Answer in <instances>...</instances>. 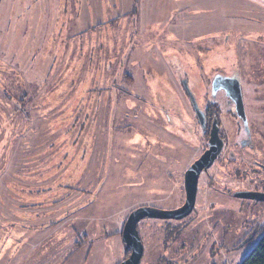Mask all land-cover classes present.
Returning <instances> with one entry per match:
<instances>
[{"label": "rangeland", "instance_id": "obj_1", "mask_svg": "<svg viewBox=\"0 0 264 264\" xmlns=\"http://www.w3.org/2000/svg\"><path fill=\"white\" fill-rule=\"evenodd\" d=\"M183 1L0 0V264L126 259L132 210L185 202V171L209 144L183 80L205 110L216 75L240 81L251 139L240 144L243 121L220 94L223 152L201 174L189 216L139 222L141 264H242L257 245L264 201L238 194L264 192V0H218L227 28L214 7L208 22L189 21L185 6L172 17ZM177 28L210 35L190 43ZM16 177L48 185L18 187ZM66 183L76 205L96 201L46 242L18 239L9 225L27 223L44 201L53 208ZM49 211L32 219L65 216Z\"/></svg>", "mask_w": 264, "mask_h": 264}, {"label": "water", "instance_id": "obj_2", "mask_svg": "<svg viewBox=\"0 0 264 264\" xmlns=\"http://www.w3.org/2000/svg\"><path fill=\"white\" fill-rule=\"evenodd\" d=\"M233 79L235 81V85L233 88L234 94L238 96L237 111L239 116L245 122L246 127L248 128L247 115L243 103L241 85L238 78L218 75L214 80L213 89L217 90L216 88L221 86V82L226 85L228 83L231 84V81ZM192 100L194 101V107L197 111L198 116L200 117V119H203V111L199 109L194 98H192ZM219 131L220 127L218 124V120L215 119L208 141V148L185 171L184 187L186 192V199L183 205L174 209H161L154 206L144 205L139 206L131 211L125 222L122 232L126 249L130 250V255L119 264H141L144 255V244L138 229V224L141 220L145 218L181 220L192 213L197 201L200 176L203 172L208 171V169L215 163L225 147L224 140L221 138ZM238 196L243 198L255 199L257 201H264V192H242L239 193Z\"/></svg>", "mask_w": 264, "mask_h": 264}, {"label": "crops", "instance_id": "obj_3", "mask_svg": "<svg viewBox=\"0 0 264 264\" xmlns=\"http://www.w3.org/2000/svg\"><path fill=\"white\" fill-rule=\"evenodd\" d=\"M204 1V0H203ZM220 1V0H219ZM218 0H215V3L214 1L211 2V3H205V5L208 6L207 9H204L203 8V5L204 3L202 2V0H199V2H197L196 0L195 1H192V0H186L185 2H180L181 5H182V8L180 9H175L174 12L172 13V17H175L174 15L175 14H179L178 11H181L182 9L183 10H188V19L189 21H198V22H208L210 21L212 18H213V13L212 11L209 9V8H212L214 7L215 8V11L217 12V21L218 22H222L224 24H226V28L230 26V24L228 25V15L223 12H221L222 10V6L218 5ZM191 4H189V3ZM179 4V2H178ZM186 7V8H183V7ZM177 11V12H175ZM180 17H184L183 16V13L180 12ZM168 20H171V19H166V20H163V21H167V22H170ZM224 21V22H223ZM165 22H161L163 24H165ZM171 23V22H170ZM173 24V23H172ZM170 24V25H172ZM182 27V25H180ZM169 27V26H168ZM178 31H182V29L180 28H177ZM207 30L203 29L200 33L198 34H194V32L190 31L189 28L188 30H183L182 32H184L185 34L187 33L188 36L190 37V43L192 42L193 39H197L196 37L197 36H201V35H210V34H207L206 32ZM225 31V30H224ZM204 32V34H203ZM214 33H218V32H214ZM213 33V34H214ZM179 34H182L181 32H179ZM184 35V34H183ZM182 47V46H181ZM169 177V176H167ZM37 177H16L15 178V182L16 184L18 185V187H21V186H27V182L29 183V185L33 188H35L36 190H41V189H44L47 185H48V180H47V177H38V181H35ZM22 183V185H21ZM67 186H66V194L64 195H61L59 196L57 199H56V204L55 206L52 208L50 207V204L49 202L47 201H44L42 206H44L43 208H38V209H35V211H38V212H32V211H29V217L30 219L27 221V223L25 224H10V229L12 230H15V229H18V230H21L23 233L22 234H16V237L20 240H23V241H27L29 239V236H32L36 239H40L41 237H44V240L43 241H37L35 244H29V245H36V244H39V243H42V242H46L49 237L52 235V233H48V230H52V229H55V231H58V230H62V228L65 226L66 228L69 227L68 223H67V218L70 216V215H73V214H76L78 213L80 210H82L84 204L88 203L86 205V207L88 208L89 206H91V204H93V202L95 201H91V199L93 198V195L89 196L87 198L86 201H83L80 205H76L73 200L70 201L69 197H68V191H70L71 189L72 190H75V187H69V183H66ZM71 188V189H70ZM95 188V185L93 184L91 187L88 188V190H85V194L86 195V192L89 191V190H92ZM97 189H100V184L98 182L97 186H96ZM98 196V194H97ZM98 198V197H97ZM70 207V208H69ZM52 209V211L50 212L49 210ZM92 211H91V214L93 213V210L95 209V207H92L91 208ZM46 211H49V213H58L60 214V218L63 217V215H65L62 219H53V220H47V221H44L42 223H40L38 220H35V219H32L33 218V215L35 216H38V214L40 212H46ZM125 221H122V224L124 223ZM125 224V223H124ZM124 227V226H123ZM76 228L77 231H82L81 232H77L79 234V236L81 235L82 237H86L87 234H86V231L88 230V228H86L85 226H81L80 228L78 227V224H75V227H72V229L74 230ZM69 229V228H68ZM68 259V257L66 258Z\"/></svg>", "mask_w": 264, "mask_h": 264}, {"label": "flooded vegetation", "instance_id": "obj_4", "mask_svg": "<svg viewBox=\"0 0 264 264\" xmlns=\"http://www.w3.org/2000/svg\"><path fill=\"white\" fill-rule=\"evenodd\" d=\"M216 76H218V75H216ZM216 76L214 77V79L212 81V98H211L212 101H210V103L207 105V107H206L205 110H203V109H201L199 107L198 102H197V99H195L194 96L191 95V90H190V88L188 86V82L183 81L184 87H185L186 91L189 93L188 95L190 96V99L192 101V105H193V108H194L196 114H197V111H196V109L194 107V103H193L194 101L192 100V98H194V100L197 103L199 109H201L203 111V114H204L203 115V119H200V117L198 116V114H197V117H198L199 123L201 125V128L208 135V141H209V138H210L211 129H212V125H213L214 120L217 119L218 120V124H219L218 115H220V112L219 111H221V108H220L219 104L216 101H217L218 96L220 94L224 97V100H225V102L227 103L228 106H233L234 107V111L236 112V114L238 115V117L243 121V119L239 116L238 111H237V107H238V102H237L238 101V96L236 94H234V90H233L234 85H235L234 79L231 81L232 82L231 84L228 83L227 85L224 84L223 82H221V86H219L218 88H216L217 90H214L213 89V85H214V80H215ZM226 76L227 75H225V77ZM227 77L237 78L236 76H227ZM241 91H242V87H241ZM242 97H243V103H244V107H245L243 93H242ZM212 107H216V108L219 107V108H218V110H213ZM245 111H246V108H245ZM242 123H243V128L245 130V133L247 134V137L246 138H243L242 141H241V143H240L241 145L244 146L251 139V134H250V129H249V127L248 128L246 127L245 122L243 121ZM219 127H220V125H219Z\"/></svg>", "mask_w": 264, "mask_h": 264}, {"label": "trees", "instance_id": "obj_5", "mask_svg": "<svg viewBox=\"0 0 264 264\" xmlns=\"http://www.w3.org/2000/svg\"><path fill=\"white\" fill-rule=\"evenodd\" d=\"M262 42L264 43V40H262ZM262 235L263 236L261 237L257 245L253 248V250L249 253V255L243 260L242 264H264V230L262 232ZM129 255H130V250L126 249V257H128Z\"/></svg>", "mask_w": 264, "mask_h": 264}]
</instances>
